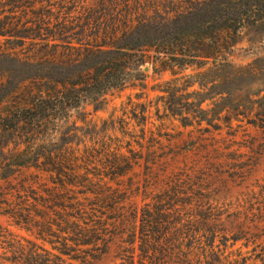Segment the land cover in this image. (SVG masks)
Wrapping results in <instances>:
<instances>
[{
  "label": "trees",
  "instance_id": "16d2710c",
  "mask_svg": "<svg viewBox=\"0 0 264 264\" xmlns=\"http://www.w3.org/2000/svg\"><path fill=\"white\" fill-rule=\"evenodd\" d=\"M167 1L0 0V37L75 40L91 62L1 116L0 132L21 142L0 149V215L35 241L0 234V264H264V112L203 108L181 76L156 103L129 98L121 117L108 116L102 126L115 135L82 147L56 137L71 111L143 82L146 63L173 76L199 71L189 78L210 59L231 65L224 38L246 22L237 5L263 10L261 0H190L204 10L185 27L179 1ZM228 7L233 17L219 22ZM242 116L258 132L248 145L232 124ZM171 121L183 130L169 133Z\"/></svg>",
  "mask_w": 264,
  "mask_h": 264
},
{
  "label": "rangeland",
  "instance_id": "374dc122",
  "mask_svg": "<svg viewBox=\"0 0 264 264\" xmlns=\"http://www.w3.org/2000/svg\"><path fill=\"white\" fill-rule=\"evenodd\" d=\"M85 1L84 4L89 0ZM164 1V6H168L170 2ZM177 1L179 2L173 6L176 7L174 10L182 12L180 17L183 25L191 27L196 21L195 14H201L204 10L203 3L196 5V3L189 4L190 0ZM240 2L245 4L250 3V0H240ZM261 3L263 10L256 12H249V5L246 7L237 5V8L246 9L244 16L246 22L237 30L236 35H232V38H228L229 36L224 38L225 41H233V46L222 54L225 58L227 57V62L231 65H226L225 60H222L224 58L220 56L217 63L220 62L222 66L215 67L216 60L210 59L201 70L204 71L203 73L189 78V75H195L199 71L187 68L181 74L173 76L167 69L161 73L154 72L152 66L146 63L140 67V72L144 75L143 82L129 83L124 88L110 91L99 103L82 105L79 109L71 111L69 122L60 123L57 139L62 135H69L73 145L79 144L82 147L83 143H89L91 139L117 134L110 121L107 128L102 126V122L107 120L108 116L113 114L114 118L121 117L129 98L137 103L147 104L149 101L156 103L157 97L164 95L162 92L164 84L181 76L188 78L187 85L194 83L184 93L198 92L193 97L204 101L203 108H214L215 112H221L223 115L225 110L239 107L244 117H254L256 113L264 112V0H261ZM233 10V7H228L226 16L219 18L218 21L222 22L225 18L233 17L231 14ZM74 14L76 15L75 12ZM214 25L215 23H212V26ZM34 42L37 44L27 39L22 41L16 37H0V120L2 115L7 114L14 107L22 106L31 97L44 92L46 86L55 85L56 82L65 80L72 73L87 72L91 65V62L84 59L83 46L77 44L75 40L56 39L50 41L49 45L41 41ZM212 42L213 39L208 41L209 49ZM187 51L188 49H184L185 53ZM170 63L171 61L168 65ZM198 83L204 86L201 87ZM150 109L154 111L153 107ZM243 116L240 117L243 121H233L232 124L235 128L239 126L236 140L240 142V145H248L249 140L257 136L258 132L246 124ZM179 125V122L171 121L168 132L175 134L182 131ZM74 126L78 127L76 131L73 130ZM20 142V137L17 138L5 131L0 132V149L4 152H6V145L12 148L14 144ZM247 151V148H241V152ZM263 166L264 163L259 167L256 178L262 176ZM1 174L3 172L0 171V187L4 188L6 182L1 179ZM138 204L141 205L140 199ZM1 230L0 234L7 231L21 242L24 239L35 241L32 236L2 215H0ZM1 241H3L2 238H0ZM2 254L3 249L0 247V255ZM98 264H110V259H105Z\"/></svg>",
  "mask_w": 264,
  "mask_h": 264
}]
</instances>
